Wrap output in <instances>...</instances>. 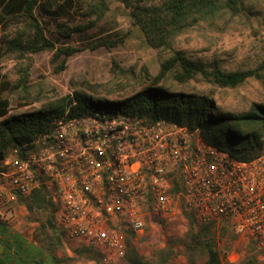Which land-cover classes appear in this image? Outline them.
<instances>
[{"label":"built area","instance_id":"2783aa9c","mask_svg":"<svg viewBox=\"0 0 264 264\" xmlns=\"http://www.w3.org/2000/svg\"><path fill=\"white\" fill-rule=\"evenodd\" d=\"M39 188L64 240L100 264H118L126 238L182 210L203 226L226 223L238 241L264 251V148L238 162L171 121L66 112L31 150L0 162V220L10 222L18 197Z\"/></svg>","mask_w":264,"mask_h":264},{"label":"trees","instance_id":"16d2710c","mask_svg":"<svg viewBox=\"0 0 264 264\" xmlns=\"http://www.w3.org/2000/svg\"><path fill=\"white\" fill-rule=\"evenodd\" d=\"M127 11L133 24L143 34L146 43L154 50L165 48L174 37L202 23L213 22L222 14L236 15L238 0H116ZM73 6L82 18L69 25L64 22L67 6ZM49 17L55 24L56 34L69 39L75 33H84L103 19L108 11L105 0H0V18L11 22V27L0 36V58L11 56L17 64L16 80L7 79L0 73V95L5 91L17 94L15 103L39 102V94H29L30 70L33 55L49 51L55 73L66 69L67 61L75 53L84 51L71 46L56 47L46 35L36 11ZM124 36L114 40L100 41L88 50H110L123 44ZM112 72H123L112 62ZM179 69L176 80L180 83L193 80L198 75L208 77L219 88L234 89L249 78L260 79L255 71H223L217 63L206 67L201 62L189 60L177 51L160 62L158 76L152 86L143 87L135 93L107 99L100 93L101 84H91L84 77L76 83L70 95L42 104L39 109L8 116L10 106L0 96V162L13 150L20 154L33 148L36 139L51 130L55 120L67 112L68 117H82L94 112H116L143 119L149 123L167 120L198 131L209 146L225 152L233 160L249 162L260 155L264 148V106L252 104L246 112H229L220 109L209 97L196 93H173L158 87L172 70ZM74 80V79H72ZM71 85L75 86L73 81ZM110 92L107 95H113ZM19 198V197H18ZM27 211L39 213L44 219L43 228L56 232L55 207L47 191L39 188L23 197ZM19 200V199H18ZM181 215L189 221L187 233L189 254L199 250L206 257L204 264H228L222 261L212 226L196 228L193 212L182 210ZM227 226V224H221ZM226 229V227H224ZM148 229V228H146ZM145 229V230H146ZM59 234V233H58ZM62 236V234L60 233ZM130 235L126 238L129 244ZM252 246H255L251 243ZM253 248V247H252ZM249 264H254L250 261ZM124 264H143L134 253L127 254Z\"/></svg>","mask_w":264,"mask_h":264},{"label":"rangeland","instance_id":"374dc122","mask_svg":"<svg viewBox=\"0 0 264 264\" xmlns=\"http://www.w3.org/2000/svg\"><path fill=\"white\" fill-rule=\"evenodd\" d=\"M105 2L108 11L97 26L84 33H75L69 39L56 34L52 20L36 11L46 35L56 47L71 46L84 51L70 57L66 69L59 73L53 70L51 52L33 55L29 94L33 97L39 94L40 100L30 104H17V94L5 91L0 96L7 100L10 106L8 116L39 109L42 104L70 95L74 89H78L76 83L80 77H84L91 84L103 85L99 90L107 99L131 95L143 87L152 86L158 76L161 60L173 56L177 51H182L189 60L201 62L206 67L217 63L223 71H255L261 78H249L234 89H222L212 84L208 77L201 75L180 83L176 80L180 70L174 69L159 81L158 87L173 93L205 95L212 99L217 107L229 112H246L252 104L264 106V0H238L236 15L222 14L213 22L202 23L181 32L168 46L159 51L146 43L143 34L129 17L128 11L118 1ZM67 7L64 22L69 25L80 22L82 18L76 9L70 5ZM11 25V22L2 21L0 18V36ZM121 36H124L125 40L120 46L110 50L103 47L94 51L88 50L100 41L114 40ZM113 61L123 72L111 71ZM16 64L11 56H2L1 75L16 80ZM71 81L75 86L71 85ZM112 91L113 95H107ZM18 199L13 205L14 218L10 222L0 220V252L3 248L6 254L19 256L22 253L19 250L15 253V242L9 240L34 239L39 240L38 247L31 248L37 249L38 252L30 248L29 253L46 252L54 257L71 255L66 264H100L99 256L92 250L81 244L67 242L58 230L54 232L43 228L45 218L39 213H29L22 203L24 198ZM221 224L226 223L215 224L212 226V232L224 263L249 264L251 259L254 264H264L263 250L256 245L252 246L251 243L238 241L230 227ZM195 225V229L203 226L197 222ZM189 227V221L182 215L161 220L158 225L130 238L124 257L118 264H124V258L130 253L137 255L143 264H204L206 257L204 252H200V245L195 254L187 252Z\"/></svg>","mask_w":264,"mask_h":264},{"label":"crops","instance_id":"0c3cea01","mask_svg":"<svg viewBox=\"0 0 264 264\" xmlns=\"http://www.w3.org/2000/svg\"><path fill=\"white\" fill-rule=\"evenodd\" d=\"M13 241L15 242V253L16 250H19V252L22 254H20L19 256H17L16 254L15 256L12 254H6L5 250L1 248L0 264H55L57 262L60 264H66L68 257H72L71 255H67V256L61 255L54 257L46 252L37 253L38 252L37 249H33V248L38 247L39 240L24 239V238H17V239L15 238L9 240V242H13ZM72 244L78 245L80 243H72ZM25 247H29V248H25ZM30 248L37 252L29 253L28 250H31Z\"/></svg>","mask_w":264,"mask_h":264}]
</instances>
